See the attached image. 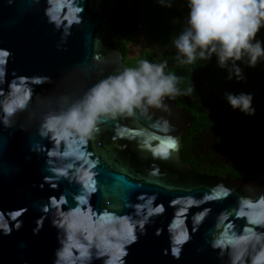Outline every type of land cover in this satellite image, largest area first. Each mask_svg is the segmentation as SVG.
Segmentation results:
<instances>
[{"label":"clouds","instance_id":"obj_1","mask_svg":"<svg viewBox=\"0 0 264 264\" xmlns=\"http://www.w3.org/2000/svg\"><path fill=\"white\" fill-rule=\"evenodd\" d=\"M33 2L37 6L41 4V0ZM84 2L44 0L43 15L46 22L61 33L62 43H66L73 26L83 22ZM155 2L160 7L171 9L175 0ZM183 6L186 9L183 26L171 40L177 67L194 65L198 61L207 65L215 59L216 66L227 72L229 82L241 83L246 79L244 68L255 69L264 63V39L258 38L264 31V0H183ZM108 63L109 59L100 55H94L91 61L92 65ZM168 68L167 60L155 63L140 59L135 67L119 68L87 87L66 76L47 95L36 93L34 87L53 84L52 79L45 76L17 77L7 82L4 90L5 75L0 68V125L4 128L14 127L19 116L31 114L30 110L37 106L57 103V107L39 115L37 132L52 144L47 152L48 171L57 179L77 185L80 194L72 197L75 206L67 210L61 208L68 204L64 195L58 200L51 198L41 209L44 213H48L50 208L55 209L50 224L57 232L58 247L52 264H95L97 261L100 264H126L129 247L137 243L138 236L146 234L145 225L164 213V206L155 203L157 197L147 194L138 197L142 203L133 206L132 215H119L108 209L97 213L90 199L97 191L95 169L99 160L93 158L88 146L96 141L106 124L116 126L114 139L128 138L131 130L120 122L135 121L139 116L162 135L144 139L145 133L139 131L132 138L137 139L140 150L149 151L153 159L167 161L177 148V139L169 134L172 131L169 121L161 117L152 122V113H168V100L194 94V86L182 89L179 85L184 78L172 71L166 72ZM81 88L82 95L72 99L70 94ZM223 99L233 112L249 117L255 115L251 92L226 91ZM140 140L148 144L147 149L140 146ZM159 141L165 142L163 146ZM247 187L251 186H246L245 191ZM224 191V197L215 199L230 195L227 189ZM171 203L174 216L167 227L168 241L172 256L179 260L184 245L191 239L185 223L188 212L198 207L200 202L187 196L176 198ZM209 211L204 209L192 214L193 234L199 231ZM228 211L245 223L238 227L233 222L229 227L231 216L221 223L228 212L216 217L210 247L218 251L217 258H226L227 264H264V192L239 196L235 208ZM19 215L17 212L11 219L15 220ZM36 225L33 235L42 230L43 219H38ZM21 227L22 222H16V230ZM162 232L163 229H157L156 235ZM0 234H11L9 220L3 213H0Z\"/></svg>","mask_w":264,"mask_h":264},{"label":"water","instance_id":"obj_2","mask_svg":"<svg viewBox=\"0 0 264 264\" xmlns=\"http://www.w3.org/2000/svg\"><path fill=\"white\" fill-rule=\"evenodd\" d=\"M121 6V0H85L83 22L73 26L66 43H62L61 33L55 31L43 15L44 0L39 6L33 0H0V68L5 75L4 90L7 82L17 77L45 76L51 78L53 84L34 87L36 93L47 95L66 76L87 87L102 76L125 67L122 53L116 48ZM94 55L108 58L109 63L92 65ZM82 92L83 88L70 96L76 99ZM167 103L168 113H152V122L161 117L169 121L172 128L169 134L177 139V148L167 161L153 159L151 153L141 151L138 140L132 138L139 131L145 133L144 139L162 135L139 116L135 121L120 122L131 130L128 138L114 139L116 126L106 124L96 141L89 144L88 151L99 160L95 169L97 191L92 194L90 204L97 213L108 209L119 215H132L133 206L142 203L138 197L147 194L155 195V203L164 206V213L153 217L145 225L146 234L138 236L137 243L129 247L126 264H227V259H218V251L210 247L216 217L228 212L221 223L231 216L229 227L233 222L238 227L243 226L244 220L228 210L235 208L239 196L264 192V172L238 181L202 174L185 163L181 157L184 137L194 120L174 101ZM54 107H57L55 101L50 105L45 103L31 109V114L19 116L14 127L0 125V213L8 218L11 229L8 236L0 234V264H52L58 247L57 232L50 224L55 209L50 208L48 213L41 209L51 198L58 200L64 195L68 204L61 208L67 210L75 206L72 197L80 194L77 185L57 179L47 168V152L52 144L38 135L36 120L42 112ZM159 143L163 146L165 142ZM139 144L148 148L143 140ZM37 148L39 151H35ZM246 186L251 187L245 191ZM225 189L230 195L215 199L224 197ZM187 196L200 204L188 212L185 223L191 239L177 260L171 254L167 227L174 216L171 202ZM204 209L210 211L199 231L193 234L191 216ZM17 212L20 215L12 220ZM38 219H43V228L38 235H33ZM18 221L22 222V227L16 230ZM157 229H163L159 236Z\"/></svg>","mask_w":264,"mask_h":264},{"label":"trees","instance_id":"obj_3","mask_svg":"<svg viewBox=\"0 0 264 264\" xmlns=\"http://www.w3.org/2000/svg\"><path fill=\"white\" fill-rule=\"evenodd\" d=\"M121 3L116 48L122 53L125 65L135 67L140 59L155 63L167 60L166 72L172 71L184 78L179 85L182 89L194 86L192 96L172 100L194 120L184 137L182 160L202 174L238 181L263 173L264 63L255 69L244 68L246 79L241 83L229 82L227 72L216 66L215 59L207 65L198 61L177 67L171 40L183 26L186 14L183 0H175L171 9L160 7L155 0H121ZM144 30L148 42L157 47L130 58L128 47L142 37ZM258 38L264 39V31ZM226 91L251 92L255 115L249 117L233 112L223 99Z\"/></svg>","mask_w":264,"mask_h":264},{"label":"rangeland","instance_id":"obj_4","mask_svg":"<svg viewBox=\"0 0 264 264\" xmlns=\"http://www.w3.org/2000/svg\"><path fill=\"white\" fill-rule=\"evenodd\" d=\"M157 47L155 43H149L147 40V32L144 30L142 37L135 43L129 45V56L130 58L138 57L141 52L153 50Z\"/></svg>","mask_w":264,"mask_h":264}]
</instances>
